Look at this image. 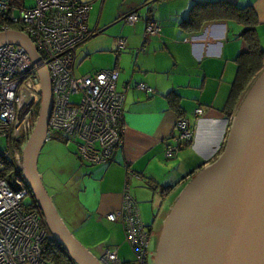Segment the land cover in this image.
Wrapping results in <instances>:
<instances>
[{
    "label": "crops",
    "instance_id": "0c3cea01",
    "mask_svg": "<svg viewBox=\"0 0 264 264\" xmlns=\"http://www.w3.org/2000/svg\"><path fill=\"white\" fill-rule=\"evenodd\" d=\"M76 1L90 4L88 18L96 32L76 49L74 73L118 72L117 89L124 94L122 143L108 162L91 164L81 160L73 142L48 140L42 182L83 247L99 260L114 250L121 264H133L123 224L107 215L120 210L129 185L149 241L157 244L180 191L225 150L241 102L242 90H232L238 57L248 51L242 33L254 26L264 49V0ZM134 12L138 19L125 21ZM149 21L156 24L153 33L146 32ZM119 38L126 40L121 51ZM140 83L153 91L138 88ZM197 108L203 111L198 119ZM179 117L190 120L194 137L166 158Z\"/></svg>",
    "mask_w": 264,
    "mask_h": 264
},
{
    "label": "built area",
    "instance_id": "2783aa9c",
    "mask_svg": "<svg viewBox=\"0 0 264 264\" xmlns=\"http://www.w3.org/2000/svg\"><path fill=\"white\" fill-rule=\"evenodd\" d=\"M89 9L90 4L76 0H34L31 6L0 0V20L4 22L0 32L20 26L41 58L36 65L22 46L0 45V138L7 140V147L0 148V264H54L43 256L42 245L52 236L39 208L25 201L31 192L23 176L22 151L15 146L19 137L29 136L34 128L33 114L42 98L40 68L48 70L53 100L46 141L73 142L81 160L91 164L108 162L122 143L124 94L117 89L118 72L74 73L76 49L96 32L88 18ZM137 19L135 12L125 17L127 22ZM154 30L156 24L149 21L146 32ZM125 46L126 40L119 38L117 50ZM138 88L153 91L143 83ZM202 113L197 108L196 119ZM193 137L190 120L179 117L173 143L165 146V157H173L179 146L191 143ZM128 186L120 210L107 218L123 224L133 264H148L150 233ZM101 262L122 263L114 250H106Z\"/></svg>",
    "mask_w": 264,
    "mask_h": 264
},
{
    "label": "water",
    "instance_id": "95a60500",
    "mask_svg": "<svg viewBox=\"0 0 264 264\" xmlns=\"http://www.w3.org/2000/svg\"><path fill=\"white\" fill-rule=\"evenodd\" d=\"M7 42L41 63L24 32H0V45ZM39 77V114L22 149L24 179L51 236L75 264H103L68 230L38 172L53 103L48 70L40 68ZM153 264H264V69L237 109L224 152L175 199Z\"/></svg>",
    "mask_w": 264,
    "mask_h": 264
},
{
    "label": "trees",
    "instance_id": "16d2710c",
    "mask_svg": "<svg viewBox=\"0 0 264 264\" xmlns=\"http://www.w3.org/2000/svg\"><path fill=\"white\" fill-rule=\"evenodd\" d=\"M11 1L14 2L15 0H11ZM244 11L246 12L247 9H245ZM244 17H246V15H244ZM250 21L253 25L255 22V19H250ZM3 23L4 22L0 20V24H3ZM242 35L244 39L247 41L248 51L238 57L239 68H238L236 80L234 82V86H233L234 88L232 90V92H235V91L237 92L239 89L242 90L241 102L243 101L248 90L250 89V87L252 86L256 78L258 77V75L264 69V49L260 46V43L258 42V37H257L254 26L244 29ZM39 109H40V103L37 104L34 114H33L34 125H35V121L39 114ZM234 112L236 113L237 110H235ZM29 136H24V137L21 136L15 141V144H16L15 146H17V148L20 151H22ZM31 206L37 207L33 197H32ZM42 248H43L44 258L52 261L54 264H75V262L64 251V249L53 239V237H50L48 240H46L43 243Z\"/></svg>",
    "mask_w": 264,
    "mask_h": 264
},
{
    "label": "rangeland",
    "instance_id": "374dc122",
    "mask_svg": "<svg viewBox=\"0 0 264 264\" xmlns=\"http://www.w3.org/2000/svg\"><path fill=\"white\" fill-rule=\"evenodd\" d=\"M14 2L17 3L18 5H24L25 4L26 6H31L34 3V0H15ZM15 14L18 15V12H15ZM12 28H17V29L19 28V29H21V27L18 26V25H12ZM93 39L94 38H92V40ZM88 41L89 40H87L85 43L83 42L84 44L82 43L81 45L84 46ZM81 65L82 64L77 65L76 71H79L80 70ZM77 75H80V74H77ZM73 99L74 100H77L78 97L77 96H73ZM48 146H49V143H46L45 142V147L43 146V148H42V150L40 152V155H39L38 169H39L41 175H42V172L46 169V166L43 164V158H44L43 157L44 156L43 153L45 152V150L47 149ZM6 147H7V140H6V138H0V148L1 149H5ZM8 174L11 175V176H13L14 172L12 170H10V171L8 170ZM44 182H45V185L47 186L48 181H47V178L46 177H44ZM47 187H48L50 193L52 194V192L54 191V189L50 188V185H48ZM25 201L26 202L32 201L31 196H29L27 199H25ZM156 245L157 244L154 241V238L151 241H149V255H148V259H147V263L148 264H153V262H154V256L155 255L153 253H154V251L156 249Z\"/></svg>",
    "mask_w": 264,
    "mask_h": 264
},
{
    "label": "flooded vegetation",
    "instance_id": "af4514ba",
    "mask_svg": "<svg viewBox=\"0 0 264 264\" xmlns=\"http://www.w3.org/2000/svg\"><path fill=\"white\" fill-rule=\"evenodd\" d=\"M153 254L155 255V252ZM148 255H149V253H148ZM148 255H147V259H148Z\"/></svg>",
    "mask_w": 264,
    "mask_h": 264
}]
</instances>
